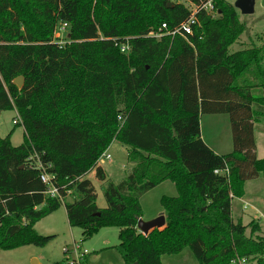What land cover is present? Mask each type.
I'll return each mask as SVG.
<instances>
[{"label": "trees", "instance_id": "16d2710c", "mask_svg": "<svg viewBox=\"0 0 264 264\" xmlns=\"http://www.w3.org/2000/svg\"><path fill=\"white\" fill-rule=\"evenodd\" d=\"M229 11L217 1L218 18L199 13L192 36L155 38L163 24L172 31L185 23L190 10L173 0H0V114L16 111L25 133L18 147L0 138V252L53 240L34 230L62 206L45 195L38 160L51 166L63 197L75 196L64 204L70 227L84 239L117 228L124 264H161L184 248L198 264H264L258 226L247 236L231 215L244 183L264 177L254 142L264 120V44L229 54L236 37L214 28ZM60 22L70 31L62 47L54 42ZM126 41L121 54L116 45ZM204 113L228 115L231 153L219 156L203 142ZM114 141L133 165L118 184L106 182L98 163ZM225 169L228 176L215 174ZM92 172L106 182L104 209ZM167 181L177 196L161 198L165 227L144 236L136 228L140 198Z\"/></svg>", "mask_w": 264, "mask_h": 264}, {"label": "rangeland", "instance_id": "374dc122", "mask_svg": "<svg viewBox=\"0 0 264 264\" xmlns=\"http://www.w3.org/2000/svg\"><path fill=\"white\" fill-rule=\"evenodd\" d=\"M236 0H226L225 2L234 9L228 12L227 16L221 22L215 23L214 28L219 32L227 29L229 35H234L236 41L232 44L228 53L233 54L251 47H260L264 44V0H255V10L252 15L243 16L234 8ZM189 8V3L185 0H173ZM217 19L216 14H212ZM68 30V34H69ZM157 33V32H156ZM68 34L61 36L62 39H68ZM18 113L16 111H5L0 114V138L5 139L10 136V142L13 147H18L23 143L24 129L21 125L15 126L12 121ZM21 122V121H20ZM264 122V121H263ZM200 131L205 141L216 138L220 134V142L223 144L218 153L224 155L232 152V133L229 123V117L226 114H201ZM256 146L255 155L257 159L264 158L263 137L258 130L255 135ZM110 155V161L102 160L100 166L104 169L107 177L106 182L113 184L120 183L131 171L133 165L127 160V149L118 142L114 141L106 151ZM95 188L97 199L96 204L104 209L106 201L103 195V189L106 182L95 179L94 172L88 175ZM176 187L171 182H164L156 188L145 193L140 198L143 221H149L157 212L162 213L160 204L162 197H176ZM75 196L66 198V202H71ZM234 219L238 220L240 205L234 200ZM158 217V216H157ZM165 217V216H164ZM250 221L248 216L243 218V222ZM238 222V221H237ZM236 222V223H237ZM247 226L246 235L251 233V227ZM261 231L258 235L264 237V222L261 225ZM165 227V226H164ZM163 227V228H164ZM161 228V229H163ZM34 230L40 236H52L53 240L44 247L33 245L23 246L16 249L1 251L0 264H33V260L38 264H55L61 262L64 258L63 248H72L74 241L81 244V252L86 251L89 264H124L118 253L116 246L119 244L118 229L105 228L89 239L82 237V231L78 228L70 227L65 207L62 205L57 211L45 217L35 224ZM257 233L253 237H257ZM251 264H254L250 262ZM161 264H198L188 248H184L180 253L174 255H163Z\"/></svg>", "mask_w": 264, "mask_h": 264}, {"label": "built area", "instance_id": "2783aa9c", "mask_svg": "<svg viewBox=\"0 0 264 264\" xmlns=\"http://www.w3.org/2000/svg\"><path fill=\"white\" fill-rule=\"evenodd\" d=\"M222 2L223 4H227L225 1L226 0H208L200 6H193L189 4V10L191 12V16L189 19L180 25L178 28L168 31L167 26L163 24L160 28V30L156 33H152L151 36L155 38H160L164 35H168L171 37H174L176 35L182 36L184 38H187L188 36L193 35V26L198 24L197 21V15L201 12H205L206 14H214L215 12V4L216 2ZM69 30V25L67 23L60 22L54 31V42L56 45L59 47H62L66 44L69 43V36L67 37L68 39H62L61 36L68 34ZM116 47H119L120 53L121 54H127L129 52V44L128 42L121 43L119 45H116ZM121 121V119H118ZM13 125L20 124V118L18 114L15 116V118L12 121ZM102 160L110 161V155L105 152L101 158L99 159L98 163H100ZM36 169L40 171V181L46 186V192L45 195L50 197V198H56L60 201L62 205L65 204L66 198L71 196V191H64L65 192V197L61 195V191L56 185L55 181V176L53 174H50L48 170L51 169V166H43L38 160L36 162ZM215 174H225L228 176V169L223 170L222 172L216 171ZM64 190V188H63ZM81 243V242H80ZM80 243H73V246L71 249L68 247L63 248V256L67 259V264H82V258L84 256H87V252L83 251L81 252V244ZM230 264H251L249 259L244 258V257H236L234 258Z\"/></svg>", "mask_w": 264, "mask_h": 264}, {"label": "crops", "instance_id": "0c3cea01", "mask_svg": "<svg viewBox=\"0 0 264 264\" xmlns=\"http://www.w3.org/2000/svg\"><path fill=\"white\" fill-rule=\"evenodd\" d=\"M263 121L264 120L262 119L257 124H255V130H254L255 150L257 149L256 139H255L257 130L259 134L263 137L262 144H264V122ZM201 139L215 154L219 156H223V155H220V153H218L219 152L218 150L221 149V147L223 146V144H221V142L219 141L220 134H218L216 138L210 139V141H205L202 135H201ZM227 154H224V155H227ZM262 159H258V160H262ZM234 200L238 201L240 205L238 220L234 219V208L232 205ZM97 207L99 209H102L98 205ZM65 213H66V210H65ZM161 214L164 215L163 210H162V213L157 212L156 215L151 218V220L157 218V216ZM231 215H232V219L234 223H236L237 221L238 222L240 221L242 225L245 227H247L246 225L250 226V224L257 225L259 228V232H257L256 235L260 233L261 227H262L261 225L264 222V177L260 176L259 178L255 180L244 183L243 196L241 198H233V200L231 201ZM245 216H248V218H250V221L248 222V224L243 222V218ZM118 233H119V230H118ZM258 236L260 237V235ZM72 241L75 242V240H72ZM33 264H38V262L33 260ZM87 264H89L88 259H87Z\"/></svg>", "mask_w": 264, "mask_h": 264}, {"label": "water", "instance_id": "95a60500", "mask_svg": "<svg viewBox=\"0 0 264 264\" xmlns=\"http://www.w3.org/2000/svg\"><path fill=\"white\" fill-rule=\"evenodd\" d=\"M234 8L238 10L241 15L247 16L252 15L255 10V0H236ZM14 85L21 89L23 85V78L19 77L14 80ZM165 226V217L163 214L150 221H143L139 219L137 222V230L144 236H148L153 230H159Z\"/></svg>", "mask_w": 264, "mask_h": 264}]
</instances>
